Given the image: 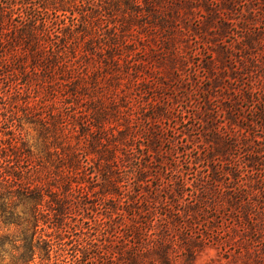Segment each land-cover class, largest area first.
I'll use <instances>...</instances> for the list:
<instances>
[{
    "label": "trees",
    "instance_id": "1",
    "mask_svg": "<svg viewBox=\"0 0 264 264\" xmlns=\"http://www.w3.org/2000/svg\"><path fill=\"white\" fill-rule=\"evenodd\" d=\"M196 1L0 0V99L10 110L12 134L11 154L0 157V264H31L39 253L40 264H112L115 253L133 260L146 249L130 238L154 243L148 252L166 258L170 221L151 218L140 229L136 220L169 202H152L144 190L152 175L151 150L161 152L165 138L163 118L174 115L173 98L164 97L165 79H184L178 67L191 57L183 25ZM247 39L222 48L236 85L226 83L230 77L213 56L205 63L206 91L217 87L228 96L204 98L207 113L223 112L227 121L215 125L214 113L208 114L204 134L210 148L195 157L205 169L195 188L200 200L206 196L210 213L228 207V214L237 211L254 228L264 226V60L251 50L253 38ZM20 109L48 134V159L17 133ZM245 110L249 115L242 116ZM180 118L185 120L183 112ZM186 185L180 179L174 192ZM192 206L195 215L203 210L199 202ZM116 219L131 221L135 230L121 235ZM155 224L153 239L149 228ZM222 235L206 232L205 239L223 241ZM8 245L18 256L6 263Z\"/></svg>",
    "mask_w": 264,
    "mask_h": 264
},
{
    "label": "rangeland",
    "instance_id": "2",
    "mask_svg": "<svg viewBox=\"0 0 264 264\" xmlns=\"http://www.w3.org/2000/svg\"><path fill=\"white\" fill-rule=\"evenodd\" d=\"M194 6V11L186 15L187 24L183 25L188 34L186 43L189 44V47L187 51L191 57L178 67L184 79H165L167 87H165L164 97L166 100L173 98L169 103L173 108L174 115L169 119L163 118L165 138L159 143L161 152L151 150L152 175L147 178L149 186L144 190L146 199H150L152 202L155 197L166 199L169 202L165 205L157 203L155 213L144 212L142 217L136 220V222L139 221L140 229H146L151 218L156 222L161 217H165L173 228L172 243L170 246L168 245V253L165 258L158 250L148 252L147 247L155 245L154 243L140 244V240L137 238H130V244L136 243L139 250L146 249V252L136 256L133 260L128 259L127 256L123 258L115 253L112 264H264V226L256 225L251 228L237 211L228 214L227 211L230 210L228 207L227 211L219 207L216 214L210 213L205 203L206 196L203 195V200H200V195L195 188V180L199 171L203 175L205 173L203 163L196 161L195 157L210 148L206 144L204 134L207 129L205 123L206 121L210 122V119H207L208 114L214 113L213 123L215 125L221 126L227 121L226 114L223 112L210 111L207 113L208 106L204 98L212 94L220 100L222 98L224 100L228 96L223 92L216 91L217 87L209 93L206 91L210 82L205 63L209 57L213 56L217 69L223 70L224 75L230 77L226 83L236 85L237 82L231 78L235 76L231 65L229 62L224 63L225 59H222L224 56L222 48L226 43L231 44L242 36H246L248 39L253 38L252 42L254 44L256 42V45H253L254 48L251 50L255 54H259V60H264V0H203V2L197 0L194 2ZM141 23H143L141 20L138 21V24ZM106 31L107 27L101 33ZM237 47L238 45L233 43L229 51L234 54L238 51ZM231 58L232 62L236 60L234 56ZM202 61L203 64H200ZM198 81L199 83H197ZM233 84L232 87L235 86ZM228 88V85L224 86V89ZM212 104L217 105V100L214 99ZM241 104L245 106L246 103L242 102ZM4 106L8 107L0 99V157L2 158L6 154H11L8 142L12 137L7 129L10 122L6 119L10 110L5 109ZM35 112H37V107L33 103L32 113ZM181 112H183L185 120L180 118ZM194 113H197V116H194ZM17 115L21 124L19 128L17 127L19 136L33 148L35 153L38 152L45 157L43 159H48V138L46 137L48 134L34 123L35 119L32 117L26 119L25 113L21 109ZM241 115H249V112L245 110ZM190 124L194 127L188 131L186 128ZM224 130L227 131V129ZM144 141L146 139H143ZM185 145L187 146L185 147ZM136 146L139 147L140 143L136 142ZM172 147L175 152L166 153ZM216 164L223 165L218 159H216ZM224 168L226 170L227 166L225 165ZM180 179L184 180L187 185L184 191L178 195L174 189ZM223 181L220 186H223ZM161 184H164V188L158 189L157 186ZM194 202L200 203V207L203 209L200 214L195 215L196 209L193 206L192 210L188 208V205H192ZM177 212H180L179 215L176 214ZM193 213L194 215H192ZM213 215L216 216L214 223L211 221ZM252 218L257 219L255 216ZM129 222L130 224L116 219L115 225L121 235L135 230L130 226L132 222ZM158 231L159 225L155 224L150 227V237L156 238ZM206 232L213 235L223 234L224 240L205 239ZM186 233L190 234V239H185L183 235ZM202 234L204 241L200 240ZM122 238L120 239L122 240ZM120 239L119 241H121ZM7 248L9 252L5 256L6 263H9L14 256H18V252L10 245ZM41 261L39 253L31 264H40Z\"/></svg>",
    "mask_w": 264,
    "mask_h": 264
}]
</instances>
